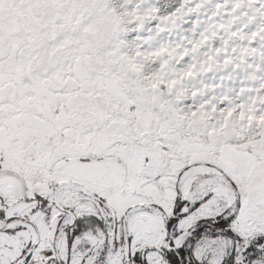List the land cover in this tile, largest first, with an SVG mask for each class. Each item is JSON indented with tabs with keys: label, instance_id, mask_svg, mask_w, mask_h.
Returning <instances> with one entry per match:
<instances>
[{
	"label": "snow or ice",
	"instance_id": "obj_1",
	"mask_svg": "<svg viewBox=\"0 0 264 264\" xmlns=\"http://www.w3.org/2000/svg\"><path fill=\"white\" fill-rule=\"evenodd\" d=\"M0 264H264V0H0Z\"/></svg>",
	"mask_w": 264,
	"mask_h": 264
}]
</instances>
